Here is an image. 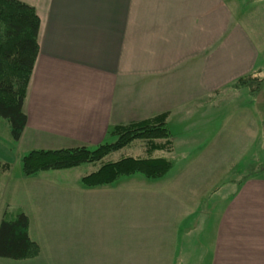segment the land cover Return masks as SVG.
I'll return each mask as SVG.
<instances>
[{"label":"crops","instance_id":"obj_1","mask_svg":"<svg viewBox=\"0 0 264 264\" xmlns=\"http://www.w3.org/2000/svg\"><path fill=\"white\" fill-rule=\"evenodd\" d=\"M21 1L34 7L39 29L38 53L22 105L26 125L16 141L23 147V152H16L20 163L35 149L111 142L114 125L166 113L172 149L156 150L152 156L186 164L174 177L173 165L156 179L136 173L89 189L67 186L63 179L50 181L51 186L43 189L48 185L40 180L39 193L48 190L71 198L65 213L50 214V219L39 195L33 212L19 209L28 216V234L39 253L17 261L264 264V166H254L247 174L237 170L236 179L217 181L243 159L236 153L240 149L245 152L249 147L246 160L253 159V164L264 153L260 111L250 109L251 102H240L242 116L235 122L237 108L221 112L216 100L241 94L231 87L238 77L262 73L256 68V48L230 19L235 8L226 0ZM94 5H99L98 12ZM210 107H218V116L209 118ZM174 145L183 156L179 149L175 154ZM251 145L257 148L252 151ZM129 146L130 153H123ZM208 152L215 163L206 170L211 181L205 171L188 182L187 163ZM145 153V143L135 140L109 158ZM91 166L89 172L95 169ZM36 174L21 176L38 178ZM3 182L5 189L9 183ZM90 206L102 215L104 236L91 238L97 234H91L95 229ZM64 225L65 235L59 229ZM32 226L40 227L33 235ZM95 242L102 243L103 251L90 250Z\"/></svg>","mask_w":264,"mask_h":264},{"label":"trees","instance_id":"obj_2","mask_svg":"<svg viewBox=\"0 0 264 264\" xmlns=\"http://www.w3.org/2000/svg\"><path fill=\"white\" fill-rule=\"evenodd\" d=\"M38 29L39 17L32 5L21 0H0V116L7 120L10 135L16 141L26 125L22 105L38 53ZM263 85L264 76L255 71L238 77L231 87L245 88L248 95L255 96L262 92ZM166 116L161 113L148 119L114 125L109 131L114 140L93 148L81 145L31 150L21 158L22 176L90 163L95 169L80 178L86 188L107 185L136 173L148 179L159 178L174 165L173 160L152 156L156 150L172 149ZM135 140L145 143L144 156L109 158L111 153ZM9 168L8 163L0 162V171ZM28 226V216L22 210L4 211L0 220V257L18 260L39 253L38 244L28 234Z\"/></svg>","mask_w":264,"mask_h":264},{"label":"rangeland","instance_id":"obj_3","mask_svg":"<svg viewBox=\"0 0 264 264\" xmlns=\"http://www.w3.org/2000/svg\"><path fill=\"white\" fill-rule=\"evenodd\" d=\"M112 1H116V0H112ZM226 2L230 7H233L236 10V12H234V14L232 13V15L230 16L231 21L235 22V27L244 31L245 35L249 37L254 48H256V68H260L262 70L261 75L264 76V0H234V2L226 0ZM91 7L92 6H90V8ZM90 8H88V10ZM93 8L96 9L95 12H98L100 10L99 5H94ZM240 10L242 11L254 10L258 13H238ZM102 11H104L103 7H102ZM237 20H240V22H237ZM238 91L241 92V94L238 97L236 96V94L231 97L229 96L230 94H227L225 98L221 100V102H220V98L219 99L216 98L217 102H219V107L222 108L221 112L222 111L226 112L227 110H230L232 108H237V106L239 105L238 103L240 102L241 104H246L251 102L252 106L250 107V109L254 110L256 108L255 110H259L264 118V85H263V90L262 92H260V97H258V99L256 97L258 96V94L255 96L246 95L247 90L245 88L239 89ZM243 91L245 93H243ZM213 109L210 107V111L208 113L209 118L211 116L217 115L218 113V107L215 108V110ZM238 111L239 109L237 108L235 111L236 113L235 122H237L238 118L242 116V112L241 111L238 112ZM234 114H231V116H233ZM170 129L174 133L177 132L176 127L173 125H170ZM138 145L139 144L136 143L135 147H139ZM247 147L248 146L244 148L245 152H243V149H240L238 152H236L237 156L243 159H241L239 163H235L238 165L233 169V171H231L230 173H228V171L223 173L224 176L219 177V179H217V181L219 180L218 182H221L223 180L227 181L228 178L236 179L235 175L237 170L241 174H247L250 173L251 171L253 172L254 166H260L261 168L264 166L263 152L261 153V156H259L260 157L259 163L253 164V162H255L253 161V159L246 160L247 159L246 156L248 155L247 154L248 151L246 150ZM91 148H93V146H91ZM256 148L257 147L255 145H251L252 151ZM178 149L180 152L179 156H183V152L181 151V148L174 145V150L176 151L175 154L178 153ZM208 149H210V147H208ZM22 150L23 147H20L17 144L16 140H14L11 137L7 120L0 116V162H6L10 165L8 174L6 173L3 174L0 172V213L3 210V207H5V209L10 208L9 211L12 212L13 210L16 211V209H26L30 212H33L35 209L34 206L36 205V200L39 198V196L41 199H44L42 204L47 207L46 215L49 214L48 219L51 218L50 214L57 217L59 214L65 213V209L67 208L66 201H68L71 198V196L68 197L67 196L68 194L66 193H58V192L56 193L48 190L43 193L42 192L39 193V191L36 190V188H38L37 183L41 182L40 180H42L45 183L47 182L46 184L48 186H42L43 189H45L51 186V184H49L50 181L60 182L63 179L66 180V182L64 183L67 186L77 184V186L83 188L84 186L80 184L79 182L80 180L76 177V175L79 176L89 172V170L92 169L91 164L84 163L81 164L80 166L73 167L69 170H62V171L60 170L59 172H57V170H47L44 173L36 174L37 175L36 177L38 178L26 179L21 176L22 175L21 163H20L21 156L16 155V152L19 153L23 152ZM185 150L186 152H188L186 155H188L189 149L185 148ZM130 151L131 149L129 146L128 148H125V150H123V153L124 152L130 153ZM192 153H194L193 150ZM185 164L186 162L183 163V161L176 160V163L172 170V176L173 177L176 176L177 171L183 168ZM187 164H188L187 170L190 171L188 175H191V177H189L187 180L190 183L192 182V179L193 177H195V175H197L198 173L199 174L202 173L204 175L206 170H212L215 166L214 160L212 159L210 152L206 153L204 156H201L197 160L190 161ZM208 179H210L211 181V176L209 173H208ZM4 180H8L9 183L7 188L5 189L3 188ZM193 180L196 179L194 178ZM227 185L231 186V184H227ZM92 191H93L92 193L96 192V190H92ZM95 195L97 196L96 193ZM89 208L91 211L89 215L90 224L95 229V231H92L91 234H97L94 236L90 235L91 238H96V236L98 237L104 236L103 230L105 229V226L104 223L102 222V218H101L102 215L100 214L98 209H94L92 206H90ZM202 208L203 211L206 212L207 214L205 205H203ZM39 228L40 227L38 226H32V231H31L32 235L36 234ZM47 228L51 229V227H47ZM59 229L60 232L63 235H65V225L63 227L60 226ZM101 244L102 243L98 244L97 242L93 243L90 247V250H94L93 253L99 252L95 249H99L103 251V247L100 246ZM46 259L49 260V258ZM46 259L44 260L46 261ZM24 263H30V262H28V260H25V262H21V261L18 262L15 259L0 257V264H24ZM57 264H62V263H57Z\"/></svg>","mask_w":264,"mask_h":264}]
</instances>
